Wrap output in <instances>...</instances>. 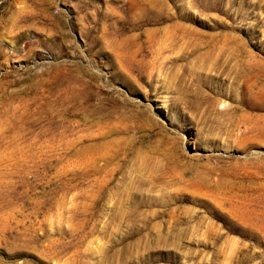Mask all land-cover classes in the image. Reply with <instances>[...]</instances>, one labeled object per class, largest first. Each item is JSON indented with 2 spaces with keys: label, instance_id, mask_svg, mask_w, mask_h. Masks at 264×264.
<instances>
[{
  "label": "rangeland",
  "instance_id": "374dc122",
  "mask_svg": "<svg viewBox=\"0 0 264 264\" xmlns=\"http://www.w3.org/2000/svg\"><path fill=\"white\" fill-rule=\"evenodd\" d=\"M0 264H264V0H0Z\"/></svg>",
  "mask_w": 264,
  "mask_h": 264
}]
</instances>
